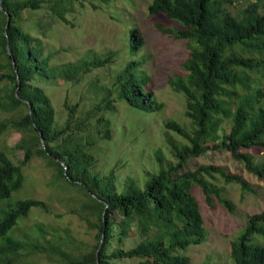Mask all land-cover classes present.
Listing matches in <instances>:
<instances>
[{"label": "trees", "instance_id": "trees-1", "mask_svg": "<svg viewBox=\"0 0 264 264\" xmlns=\"http://www.w3.org/2000/svg\"><path fill=\"white\" fill-rule=\"evenodd\" d=\"M236 1L151 0L148 4L150 14L164 15L175 24L171 30L157 23L159 30L186 39L189 45L182 63L185 74L169 78L168 83L184 95V115L190 125L167 120L165 127L184 139L166 136L174 161H164L160 153L157 169L147 172L141 185L126 178L119 186L113 171L100 174L93 169L94 147L111 137L115 102L144 112L160 109L161 103L147 88V77L137 69L140 62H127L112 87L93 83L100 98L81 116L76 115V105L64 101L67 115L59 123L41 83H77L111 56L51 64L52 55L44 52L40 38L46 36L49 26L37 17L35 30L40 36L33 35L22 25L20 15L44 9L68 24L67 14L74 12L75 0H0V135L19 133L11 153L0 147V201L23 186V167L39 157L55 171L54 180L83 192L82 209L96 215L95 222L85 220L98 228L96 243L90 248L74 251L69 233L47 245L25 244L11 230L32 207L47 210V206L36 198L17 199L0 209V264H34L23 261L26 250L64 264H119L133 257L139 264H190L185 251L206 240L193 186L201 189L208 204L216 197L229 209L233 206L221 197L222 189L214 182L216 174L225 182H236L243 191L253 189L242 176L216 165L183 170L187 159L222 148L264 179V159L258 161L240 150L264 148L263 94L259 88L255 95L248 92L247 70L253 68V58L243 55L256 47L264 53V0L250 1L241 15L232 14L226 6ZM127 42L130 53L135 54L142 44L136 27H129ZM128 241L132 244L126 247ZM230 245L232 264H264V209L247 217Z\"/></svg>", "mask_w": 264, "mask_h": 264}, {"label": "rangeland", "instance_id": "rangeland-1", "mask_svg": "<svg viewBox=\"0 0 264 264\" xmlns=\"http://www.w3.org/2000/svg\"><path fill=\"white\" fill-rule=\"evenodd\" d=\"M250 1L253 0H239L226 6L232 14L241 15ZM150 2L75 0L74 12L67 14L68 24L57 20L44 9L25 11L20 15L22 25L33 35H39L35 30L37 17H42V22L49 26L46 36H39L44 42V52L52 55L51 64L75 61L86 56H111L104 65L85 73L77 83H41L54 106L59 123H63L67 115L64 101L76 105V115L81 116L99 100L100 92L96 87H112L116 75L127 62H140L137 69L147 77V88L161 103L160 109L144 112L125 102H115L116 109L111 114V137L99 141L94 147L96 162L93 169L100 174L113 171L119 186L126 178H133L141 185L146 173L157 169V155L160 153L164 161H174L166 136L176 141L184 139L165 127L167 120L190 125L184 115V95L174 91L168 83L169 78L185 74L182 63L189 54V45L186 39L159 30L157 23L171 30H175V24L164 15L150 14L147 9ZM130 26L136 27L142 37V44L135 54L130 53L127 42ZM243 55L253 58V68L247 70L248 92L255 95V90L261 89L263 100L264 53H260L256 47L243 51ZM18 138L17 132L4 133L0 135V147L11 153V146ZM240 150L251 153L258 161L264 159V148L243 147ZM201 164L216 165L227 173L238 174L253 189L243 191L236 182H225L216 174L214 182L222 189L221 197L228 199L233 206L229 209L216 197L211 205L208 204L201 189L197 185L192 188L204 221L206 240L187 248L185 254L190 257V264H232L231 240L237 236L249 215L264 209V179L247 170L222 148L209 149L199 156L188 158L183 170L194 169ZM23 169V186L13 192L9 199L0 201V209L9 202L31 197L44 201L47 210L32 207L28 215L11 230L12 236L25 244L47 245V241H54L69 233L74 251L75 248H90L96 243L98 228L92 224L90 226L85 220L88 218L95 222L96 215L82 209L81 204L86 200L83 192L75 186L54 180L55 171L42 158L34 157ZM131 244L128 241L125 246ZM26 251L23 261L64 264L49 260L44 253L31 254ZM139 261L137 257L124 258L119 264H139Z\"/></svg>", "mask_w": 264, "mask_h": 264}, {"label": "water", "instance_id": "water-1", "mask_svg": "<svg viewBox=\"0 0 264 264\" xmlns=\"http://www.w3.org/2000/svg\"><path fill=\"white\" fill-rule=\"evenodd\" d=\"M8 25H9V15L7 14L6 24H5V30L8 27ZM41 141L43 142L42 138H41ZM97 251H98V249H97ZM97 251H96V254H97Z\"/></svg>", "mask_w": 264, "mask_h": 264}]
</instances>
